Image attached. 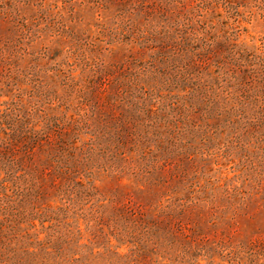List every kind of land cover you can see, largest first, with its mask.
I'll use <instances>...</instances> for the list:
<instances>
[{
    "label": "rangeland",
    "instance_id": "rangeland-1",
    "mask_svg": "<svg viewBox=\"0 0 264 264\" xmlns=\"http://www.w3.org/2000/svg\"><path fill=\"white\" fill-rule=\"evenodd\" d=\"M0 264H264V0H0Z\"/></svg>",
    "mask_w": 264,
    "mask_h": 264
},
{
    "label": "trees",
    "instance_id": "trees-1",
    "mask_svg": "<svg viewBox=\"0 0 264 264\" xmlns=\"http://www.w3.org/2000/svg\"><path fill=\"white\" fill-rule=\"evenodd\" d=\"M6 223L7 219H0V254L1 252H3L6 255L7 259H11L16 251H21L22 243L20 240L13 245L11 244V241L8 238V233H10V230L5 231L4 228Z\"/></svg>",
    "mask_w": 264,
    "mask_h": 264
}]
</instances>
